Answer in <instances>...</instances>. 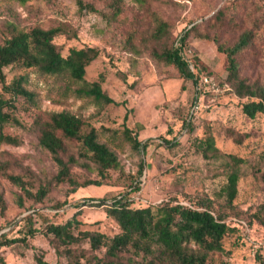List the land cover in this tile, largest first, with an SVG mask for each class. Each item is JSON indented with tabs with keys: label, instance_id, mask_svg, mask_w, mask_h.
Here are the masks:
<instances>
[{
	"label": "rangeland",
	"instance_id": "obj_1",
	"mask_svg": "<svg viewBox=\"0 0 264 264\" xmlns=\"http://www.w3.org/2000/svg\"><path fill=\"white\" fill-rule=\"evenodd\" d=\"M90 2L94 11L80 8L78 0H0V39L14 25L27 29L58 27L53 38L62 55L70 48L94 46L99 55L85 67L87 81H100L113 98L107 104L73 91L80 83L65 75H50L34 67L13 63L3 68L6 82L21 77L33 93V101L15 99L17 123L5 126L16 143L0 144V236L22 238L0 245V256L8 264H63V243L46 233L47 222L63 223L76 210L80 230L107 234L119 231L103 207L76 205L88 197L107 199L126 194L144 204L169 200L192 204L206 195L213 200L226 222L242 219L245 229L230 231L223 250L208 254L206 264H261L264 257V224L252 220L255 208L264 203V120L261 114L248 118L241 111L244 98L237 97L226 79V60L217 51L216 40L231 43L240 32H252L251 44L238 56L239 74L249 83L264 80V0H121L122 10L112 14L113 0ZM165 31L155 35L158 20ZM190 29L185 42L192 47L197 64L217 80L223 91L206 94L195 121H187L196 82L181 76L173 64L158 56L173 46L175 36ZM202 71H199V73ZM0 95L8 97L0 86ZM69 111L96 129L97 140L111 150L116 168L100 172L89 155L81 154L78 142L65 141L63 156L73 154L77 162L70 171L78 182L100 180L71 193L67 181H57L58 167L51 154L37 142L39 121L50 112ZM137 134L134 145L125 133ZM211 138L220 153L233 154L243 162L233 165L224 156L204 154L199 141ZM168 140L163 142V140ZM237 168V193L228 204L221 193L225 173ZM18 176L20 187L10 179ZM134 186L138 187L137 189ZM43 190L44 194L40 195ZM35 212V213H34ZM32 214L35 232L27 233ZM75 254L89 248L85 239L70 245ZM104 249L96 254L102 255ZM132 249L113 258L112 264H137Z\"/></svg>",
	"mask_w": 264,
	"mask_h": 264
},
{
	"label": "trees",
	"instance_id": "obj_2",
	"mask_svg": "<svg viewBox=\"0 0 264 264\" xmlns=\"http://www.w3.org/2000/svg\"><path fill=\"white\" fill-rule=\"evenodd\" d=\"M120 1L113 0L111 3L113 15L122 10ZM78 5L90 11L95 10L90 2L78 0ZM12 26L0 39V86L5 93L9 94L8 97L0 95V144L17 142L4 130L6 125L18 122L13 113L16 107L15 99L23 96L33 101V93L21 84V77L6 82L3 68L10 64L18 62L25 67H34L42 73L65 75L73 82L80 83L73 90L77 96L91 97L104 104L116 103L101 88L100 81H87L84 78L85 67L100 53L97 47L70 48L66 55H62L53 41L56 33L60 31L58 27L44 29L34 25L23 29ZM165 26V22L159 19L155 35L162 34ZM194 27L192 24L184 33L177 34L173 46L163 50L158 56L173 64L181 76L197 82L198 73L203 72V66L198 65L197 58L194 57L196 72H193L180 56L181 47L189 45L185 42V38ZM178 38L180 46H176ZM251 38L252 32L249 29L240 32L231 43L219 42L214 37L217 51L225 56L226 79L234 94L244 98L241 103L242 113L248 118L261 114L264 120V80L261 83H249L239 74L237 56L251 44ZM124 130L134 145L145 148L146 143L141 144L137 134L132 135L126 127ZM66 140L77 141L78 148L81 150L79 153L89 155L100 172L118 166L115 154L97 140L96 129L93 126L86 124L80 116L69 111L50 112L45 119L39 121L37 142L51 154L56 163L58 167L56 180L67 181L71 185V193L87 185L102 183L94 179L78 182L73 177L70 167L77 162V158L73 154L67 155L66 158L63 156ZM167 141L163 140V142ZM199 143L203 147L204 154L210 152V155L216 157L224 156L235 166L243 162V158L233 154L220 153L211 138L207 137ZM225 175L226 181L220 189L226 202L231 204L237 193L239 172L237 168H231ZM9 177L14 183L24 187L23 181L18 176L10 175ZM134 188L138 187L134 186ZM134 191L132 187L126 194H118L110 199L88 197L85 202L76 204L77 206L88 204L103 207L105 215L111 218L119 228V231L114 234L110 235L98 230H80L77 235L74 234L72 229L77 228L79 224L76 218L80 213L79 209L63 223L47 222L45 224L46 233H50L52 237L67 246L66 260L63 264H112L113 258L128 249H132L135 255L140 256L137 264H206L210 252L223 250V238L226 234L237 228L243 230L246 226L242 219H235L233 224L226 222L224 215L213 204V200L206 195L199 196L198 199L193 200L192 204L169 200L159 201L156 204H144L131 196L130 193ZM43 194L42 190L40 195ZM251 217L253 221L264 224V203L255 208ZM26 219L29 222L27 233L33 235L35 228L31 222L32 214H28ZM5 237V234L0 236V245L25 241V237L12 239ZM80 238L85 239L89 248H80V253L75 254L69 247ZM99 249H104L102 255L96 254ZM257 257L260 263L264 264V257L259 254ZM36 262L49 264L40 257L36 258ZM0 264L8 263L0 256Z\"/></svg>",
	"mask_w": 264,
	"mask_h": 264
},
{
	"label": "built area",
	"instance_id": "obj_3",
	"mask_svg": "<svg viewBox=\"0 0 264 264\" xmlns=\"http://www.w3.org/2000/svg\"><path fill=\"white\" fill-rule=\"evenodd\" d=\"M176 46H180L179 38L176 41ZM180 56L184 61H186L190 70L196 72L194 53L190 45L181 47ZM223 90H224L223 87L221 88L218 85V82L214 78V76L206 72L198 73L195 96L188 108L187 121L192 122L196 120V118L198 117V112L203 105V100L206 94H210V93L216 94Z\"/></svg>",
	"mask_w": 264,
	"mask_h": 264
}]
</instances>
